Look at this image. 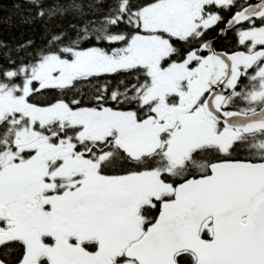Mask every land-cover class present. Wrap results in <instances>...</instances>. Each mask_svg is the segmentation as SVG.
I'll use <instances>...</instances> for the list:
<instances>
[{
  "label": "snow or ice",
  "instance_id": "snow-or-ice-1",
  "mask_svg": "<svg viewBox=\"0 0 264 264\" xmlns=\"http://www.w3.org/2000/svg\"><path fill=\"white\" fill-rule=\"evenodd\" d=\"M12 10L0 264H264V0Z\"/></svg>",
  "mask_w": 264,
  "mask_h": 264
},
{
  "label": "trees",
  "instance_id": "trees-1",
  "mask_svg": "<svg viewBox=\"0 0 264 264\" xmlns=\"http://www.w3.org/2000/svg\"><path fill=\"white\" fill-rule=\"evenodd\" d=\"M16 2H22V0H0V37L2 38H9L20 36V30L16 27H13L9 30L8 25L6 23L7 18L11 15L12 16V24H16V17L15 13L12 10V4ZM27 31L24 32V36L27 37Z\"/></svg>",
  "mask_w": 264,
  "mask_h": 264
}]
</instances>
